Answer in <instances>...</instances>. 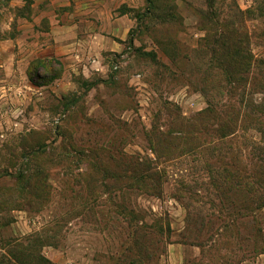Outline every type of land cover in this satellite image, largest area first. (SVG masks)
I'll list each match as a JSON object with an SVG mask.
<instances>
[{"label": "rangeland", "instance_id": "obj_1", "mask_svg": "<svg viewBox=\"0 0 264 264\" xmlns=\"http://www.w3.org/2000/svg\"><path fill=\"white\" fill-rule=\"evenodd\" d=\"M0 21L27 62L0 90V264H264V0H0Z\"/></svg>", "mask_w": 264, "mask_h": 264}, {"label": "crops", "instance_id": "obj_2", "mask_svg": "<svg viewBox=\"0 0 264 264\" xmlns=\"http://www.w3.org/2000/svg\"><path fill=\"white\" fill-rule=\"evenodd\" d=\"M2 24H3L2 21H0V32H3ZM51 35L54 41L52 44L54 47L53 52L63 53L64 51V48L62 46L63 43L60 41L61 39L58 37L56 28L52 29ZM7 40L8 39H2L0 37V66L4 67V70H2L0 73L1 74L0 90L9 92L12 87L11 85H18L20 87L21 86L20 84L22 83L21 81L16 82L15 80L12 79L13 77L19 76L21 72L25 75V77H27V62L23 61L22 67H20L18 61V66L16 67V64L14 62L15 61L14 50L9 48V44L6 43ZM24 52L26 53V47L24 48ZM70 57L72 56H65L66 59H70ZM11 59H13V61Z\"/></svg>", "mask_w": 264, "mask_h": 264}, {"label": "trees", "instance_id": "obj_3", "mask_svg": "<svg viewBox=\"0 0 264 264\" xmlns=\"http://www.w3.org/2000/svg\"><path fill=\"white\" fill-rule=\"evenodd\" d=\"M263 203V202H262Z\"/></svg>", "mask_w": 264, "mask_h": 264}]
</instances>
